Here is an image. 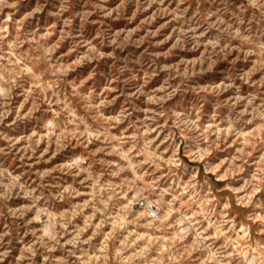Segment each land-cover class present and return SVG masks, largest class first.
I'll return each instance as SVG.
<instances>
[{"label":"rangeland","instance_id":"obj_1","mask_svg":"<svg viewBox=\"0 0 264 264\" xmlns=\"http://www.w3.org/2000/svg\"><path fill=\"white\" fill-rule=\"evenodd\" d=\"M0 264H264V0H0Z\"/></svg>","mask_w":264,"mask_h":264}]
</instances>
